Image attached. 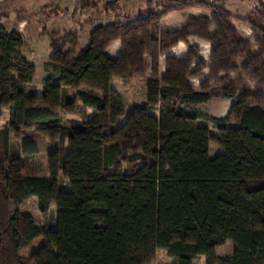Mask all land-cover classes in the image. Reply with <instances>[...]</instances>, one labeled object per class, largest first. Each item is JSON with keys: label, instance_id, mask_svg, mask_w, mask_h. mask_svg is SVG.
<instances>
[{"label": "trees", "instance_id": "trees-1", "mask_svg": "<svg viewBox=\"0 0 264 264\" xmlns=\"http://www.w3.org/2000/svg\"><path fill=\"white\" fill-rule=\"evenodd\" d=\"M23 48L0 26V264H150L157 251L174 264H264V109L247 105L253 94L212 116L196 107L211 94L168 72L126 112L112 81L128 78L141 54L112 60L89 38L69 60L56 54L38 97L27 92L35 67ZM23 132L58 143L47 177L31 171L33 135L12 147ZM211 143L223 151L213 159ZM30 198L42 226L21 209Z\"/></svg>", "mask_w": 264, "mask_h": 264}, {"label": "rangeland", "instance_id": "rangeland-1", "mask_svg": "<svg viewBox=\"0 0 264 264\" xmlns=\"http://www.w3.org/2000/svg\"><path fill=\"white\" fill-rule=\"evenodd\" d=\"M34 1L0 0V26L8 32L14 29H16V32L18 31L17 33L24 41L22 56L37 66L34 76L35 83L29 90L30 94L39 87L41 88L44 73L47 72L48 74V71L53 69L54 63L58 61L56 55L58 52H61L65 60L73 58L80 52L81 44L90 35L98 50L105 46V42L118 37L124 50L130 52L135 47L141 54L140 60L130 72L128 78H115L112 81L119 96L118 100L126 112L132 110L145 99L146 81L154 78L159 79L163 66L170 75L184 77L191 88L192 86L197 87L198 81L204 83L205 87L204 89L200 88V91L209 92L211 99L208 103L196 107L212 116H226L231 103L242 94L250 92L254 97L248 100L247 104L250 103V105L264 109V23L256 11V9H259L264 13V0H215V4L211 0H74L76 6H78L77 8L81 5H85V8H87V4L90 5L96 1L100 2V6L110 1H113L115 5L111 6L112 4H110L109 9H106L105 5L103 11V7H101L99 10L91 9L90 11L88 9L82 13L83 15H73L71 20L76 28H81H78L80 31H52L57 33L51 36L49 34L51 31L46 29L44 24L47 17L43 12L47 10L41 9L43 3L35 6ZM49 1L50 3L47 4H52L51 7H53L54 0ZM116 2L118 3L116 4ZM190 8L203 9L208 15H210V12L214 13L215 19H213V22H216L218 27L212 29L216 34L214 37L212 36L215 46L213 47L211 59L203 61L201 52L203 48L199 46L201 40L192 37L188 39V43L192 42L193 45L187 51L185 59L180 61H175L169 57L164 59V54L169 51V47L177 39L182 38L185 40L190 32L197 34V30L205 25L199 22L200 25H196L195 28H184L177 33L168 34L157 31L160 16L165 12L188 11ZM55 9L52 8V10ZM111 18L118 19L116 22L119 23L116 24V27L106 25L102 29L99 28V26L109 22ZM229 19L235 20L234 23L236 22L235 24L239 28L236 35L239 33L242 36L244 42L241 45L237 42L235 44L232 40L234 32L226 26ZM22 24L23 28L20 26ZM52 24L54 25L52 22L49 26H52ZM75 25L65 26V29L74 28ZM30 30L36 34L35 39L31 36L28 38ZM60 37L61 39H57ZM51 39H53V46L50 45ZM245 39L253 42L255 57L250 55L251 45ZM195 43L198 46H195ZM181 49L185 50L186 47L181 44ZM235 51L237 54L240 52L243 54V62L236 61L233 58ZM225 52H228L229 55L225 56ZM160 62L162 66L159 65ZM222 69H227L225 79L219 77L221 75L219 70ZM235 69L237 71H233ZM81 89L86 90L83 87ZM71 95L74 97L75 91L72 90ZM75 107L76 110H83L78 102ZM58 110L63 113L62 109L58 108ZM7 114L5 113L4 119H6ZM66 119H78V116L67 115ZM229 126L233 127L235 124L230 123ZM210 132L214 134L211 129ZM25 134L33 135L39 148L38 154L31 158V171L38 177H47V156L57 149L58 143L50 142L35 132H23L19 137L12 136L11 144L13 148H19L21 138ZM219 153H223L222 149L211 143L209 158L213 159ZM63 190L67 191L68 187L63 186ZM21 209L31 213L38 226L45 224L46 217L39 213L35 198L25 201L21 205ZM38 244H40L39 239L34 242L30 249L24 251L23 255L34 250ZM218 253L229 255V245L220 248ZM150 264H174V262L167 256L165 251H157L154 261ZM196 264H205V259L197 260Z\"/></svg>", "mask_w": 264, "mask_h": 264}, {"label": "crops", "instance_id": "crops-1", "mask_svg": "<svg viewBox=\"0 0 264 264\" xmlns=\"http://www.w3.org/2000/svg\"><path fill=\"white\" fill-rule=\"evenodd\" d=\"M35 1H34L35 6L43 3L42 6H41V9H43L44 11L47 10V11L43 12L46 15V17H47V18H45V23L44 24H45L46 29H49V31H51V32L52 31H59V30H67V31L69 30L70 32L80 31V30H78L79 27L76 28V25L71 20L72 19L71 16L78 15V14L83 15L82 13H84L88 9H90V11H91V9L99 10L101 7H103V9H102V11H103L105 9L104 8L105 5H106V9H109V7L115 5V3H113V1H112V5L111 6H109V4H108L109 2H107V3L105 2L103 6L102 5L100 6V2L96 1V2H93V4L91 3L90 5L87 4V6H86L87 8H85V5L84 6L81 5L79 8H77L78 6H76V3H75L74 0H54L53 7H51L52 4L51 5L47 4V3H50L49 0L45 1L46 4H45L44 0H35ZM117 3L118 2H116V4ZM52 8H56V9L52 10ZM213 14L214 13L210 12V15H208L207 12H205V10L200 9V8H190V10H188V11H177L176 10V11H171V12H165L164 14H162L160 16V19H159L158 23H157L158 24L157 25V29H158L157 31L158 32L161 31L163 33H168V34L169 33H177L179 31L183 30L184 28H187V29L188 28H190V29L191 28H195L196 25H200L199 22H202L203 25H205L204 27L199 28L197 30L198 31L197 34H194V33L190 32L188 34L189 36L187 37V39H185V40H183L182 38L181 39H177L176 42L169 47V51H167L166 54H164V56H165L164 59H166L168 57L174 59L175 61L176 60L180 61L182 59H185L187 51L189 50L190 46L193 45L192 42L188 43V39L190 37H192V38L201 40V43H199V46H201V48H203V50L201 51L202 54H203L202 55L203 57L201 56L203 61L210 60L211 59V55L213 53V47L215 46L212 36L214 37L215 34H216L215 31H212V29L214 27H218V24L216 22H213V19H215V16ZM117 20H116V18H111V20L109 22L104 23L103 25L99 26V28L102 29V28H104L103 26H106V25H108L110 27H116L117 26L116 24L119 23V22H116ZM234 21L229 19V21L226 23V26L230 30L234 29L235 31L239 32V28L236 26V24H235L236 22L234 23ZM52 22L54 23V25L52 24V26H49ZM23 24L20 25L21 28H23L22 27ZM70 24L75 25V27L74 28L72 27V28H69V29H65V26H68ZM79 29H81V28H79ZM96 29L98 30V28H96ZM12 31L16 32V29H14ZM82 31H83V29H82ZM199 32H200V34H199ZM30 36L33 39H35L36 34H34L32 32V30H30L28 38ZM238 36L242 38V36L239 33H238ZM89 38H90V35L81 44L79 51H81V49L87 43ZM232 40L234 41V43L236 42L235 41V33L232 36ZM245 40L247 42L249 41V44L251 45L250 50H252V51H250L251 52L250 55L255 57L256 53H255V49H254L255 47L253 46L254 45L253 42H251L249 39H245ZM181 44H183L186 47L185 50H183V49L180 50V45ZM104 45L105 46L103 48H101L100 51L106 57H108V58H110L112 60H118L121 57V55L124 53V47L122 46L123 44H122L120 38H118V37H114L112 40H110L108 42H105ZM194 45L198 46V45H196V43ZM211 47H212V50H211ZM227 55H229L228 52H225V56H227ZM233 58L236 61L239 60V61L243 62L244 56H243V54L241 52L239 54H237L236 51H235V56ZM227 61H228V59H227ZM31 64L35 67V70H36L37 69L36 64H33V63H31ZM166 64H167V61H166ZM159 65L162 66L161 62L159 63ZM226 70L225 69L219 70V72H220L219 74L222 75V76L220 75L219 77H221L222 79H225ZM233 71H237V69H235ZM167 73H168L167 69H165V66H163V68L161 70V73L159 75V79L164 78ZM47 75H48L47 72H45L43 77H42L43 83L47 79V77H48ZM34 83H35V79L28 86V88H27V92L28 93H29L30 88L33 87ZM203 85H204L203 82H199L198 81L197 87H195V86L193 87L192 86V88L193 89L195 88L194 89L195 91H200V88ZM39 88L36 89V91H33L32 94L40 97L41 93H42V89H43V84H41V88L40 89ZM247 88H250V87H247ZM81 90L85 91L84 89H81ZM115 90H116V88H115ZM247 90H249V89H247ZM247 92H250V91H247ZM250 93H252V92H250ZM70 94H71V91H70ZM247 105L250 108H254L255 107L253 105H250V103L247 104ZM16 149H18V148H16ZM221 154L222 153H219V155H221Z\"/></svg>", "mask_w": 264, "mask_h": 264}, {"label": "built area", "instance_id": "built-area-1", "mask_svg": "<svg viewBox=\"0 0 264 264\" xmlns=\"http://www.w3.org/2000/svg\"><path fill=\"white\" fill-rule=\"evenodd\" d=\"M211 2H213V4H215L214 2H215V0H211Z\"/></svg>", "mask_w": 264, "mask_h": 264}]
</instances>
